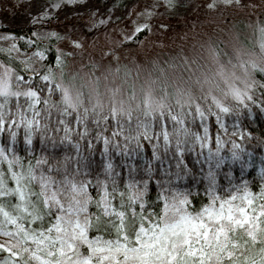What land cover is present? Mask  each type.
<instances>
[{"label":"snow or ice","instance_id":"1","mask_svg":"<svg viewBox=\"0 0 264 264\" xmlns=\"http://www.w3.org/2000/svg\"><path fill=\"white\" fill-rule=\"evenodd\" d=\"M60 6H41L32 23ZM110 16L90 10L87 23L47 34ZM150 27L138 23L125 42ZM38 36L9 33L17 43L0 48V264H264V125L253 124L264 120V68L232 106L213 97L125 116L70 103L54 71L72 53L56 49L51 64L37 47L44 64L26 63L18 41L26 50Z\"/></svg>","mask_w":264,"mask_h":264},{"label":"rangeland","instance_id":"2","mask_svg":"<svg viewBox=\"0 0 264 264\" xmlns=\"http://www.w3.org/2000/svg\"><path fill=\"white\" fill-rule=\"evenodd\" d=\"M24 2L0 0V17L23 20ZM53 2L61 6L53 10L55 18L47 32L63 34L71 23H87L89 15L83 14L58 20L62 8L84 0ZM157 2L154 14L146 18L142 10ZM211 2L188 0L186 12L171 16L176 0L172 7L165 0H140L121 21L110 16L111 22L98 28L93 38H80L74 31L70 37L61 35L56 49L72 55L55 69V79L72 105L85 101L99 110L156 112L171 107L179 114L196 101L206 107L213 97L231 106L236 103L233 90H243L255 69L264 68V0H213L216 7H207ZM140 22L150 23V29L137 46L124 45L125 36L134 35ZM72 40L79 41V46H73ZM10 45L0 44V48ZM24 57L37 69L44 64ZM134 69H146L148 81ZM6 239L1 236L0 242Z\"/></svg>","mask_w":264,"mask_h":264},{"label":"trees","instance_id":"3","mask_svg":"<svg viewBox=\"0 0 264 264\" xmlns=\"http://www.w3.org/2000/svg\"><path fill=\"white\" fill-rule=\"evenodd\" d=\"M53 1L57 0H25L24 4L26 7V12L23 15V20H20V17H12L10 19H4L0 17V44H6V43H17L15 40H5L3 37L7 36L9 33L14 34L17 37H24L29 36L32 32L39 31V36L34 37V39L39 40L38 45H33L31 47H28L26 50L24 49L25 41L23 39H20L18 41L20 46V55L23 56H30L28 59L37 58L40 60L41 63H44V60H41L38 56L32 55L34 51H36V48L39 47L41 49H46V57L45 60L48 63H52L54 61V58L56 56V45L59 41L56 37H50L48 36V27L49 22L53 20L54 15L51 17L49 21H45L39 25V28L32 23L31 17L36 15L37 12L40 10L41 6H47V4L52 3ZM140 0H84V2H80V0H75V2H80L76 4H72L70 6H65V8L61 9L62 16L58 20H62L65 18L72 17V15L78 16L80 14L83 15H89L90 10H98V13L104 14L107 10L108 13H111V16L114 18V21L119 22L122 19L126 18L127 12L130 11L131 7L135 5ZM187 1L188 0H176L178 6L176 5L173 9V11L169 14L171 16H179L182 15V13L187 11ZM36 11L33 12V14H30V11ZM63 11V12H62ZM29 15V16H28ZM78 24H85L84 22H80ZM97 29H80L79 31H74L75 33H78L80 38H93L96 35ZM72 34V33H71ZM145 31L141 32L139 35V38L136 39L132 43H124V45L134 47L137 46L139 41L144 36ZM4 56L0 55V62L3 63ZM53 102H59L63 103L62 101V93H60L57 96H54L51 98ZM234 105V104H233ZM92 107L89 105L88 102H82L78 107ZM232 106V105H231ZM96 110L101 111L96 108ZM108 111V110H103ZM145 110L143 109H133L129 112L122 113L123 115L127 116L129 113H132L134 116L137 114L143 113ZM160 111H156L155 113H159ZM253 124L254 127L257 129L264 125V120L259 115H255L253 117ZM250 175L255 176L256 173L254 170H250ZM258 183V181H257ZM1 238V236H0Z\"/></svg>","mask_w":264,"mask_h":264},{"label":"clouds","instance_id":"4","mask_svg":"<svg viewBox=\"0 0 264 264\" xmlns=\"http://www.w3.org/2000/svg\"><path fill=\"white\" fill-rule=\"evenodd\" d=\"M133 71L137 72L145 83L148 81L150 74L147 72L146 69H134ZM89 86L91 87V84Z\"/></svg>","mask_w":264,"mask_h":264}]
</instances>
